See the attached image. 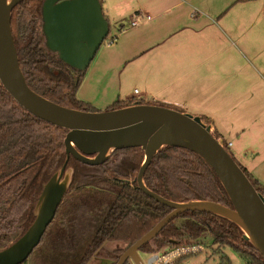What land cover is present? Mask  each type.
<instances>
[{
  "label": "trees",
  "instance_id": "trees-1",
  "mask_svg": "<svg viewBox=\"0 0 264 264\" xmlns=\"http://www.w3.org/2000/svg\"><path fill=\"white\" fill-rule=\"evenodd\" d=\"M43 1L20 0L11 10L12 35L25 80L32 90L51 101L93 112L76 97L85 70L70 67L45 44ZM135 104L158 105L141 99L116 100L108 110ZM66 133L67 129L29 113L0 83V203H8L0 211V231H10L22 217L17 238L22 235L35 218L44 184L65 162V172L69 171L68 188L52 221L39 244L20 264H28L30 259L32 264H87L101 254L104 243L116 241L129 246L171 211L137 185L136 176L144 159L140 147L111 150L107 160L90 165L72 155L66 160ZM222 144L231 155L226 144ZM238 165L264 196V184ZM143 182L148 189L172 201L209 200L232 207L214 171L186 148H160L146 167ZM207 234L218 246L226 245L237 252L244 264H264V257L249 240L243 239L244 232L237 224L198 210L176 216L143 244L139 253H156L190 240L198 242ZM123 251L120 246L115 247L103 257L116 261ZM124 264L132 263L127 260ZM221 264H230L225 255L221 256Z\"/></svg>",
  "mask_w": 264,
  "mask_h": 264
},
{
  "label": "water",
  "instance_id": "water-1",
  "mask_svg": "<svg viewBox=\"0 0 264 264\" xmlns=\"http://www.w3.org/2000/svg\"><path fill=\"white\" fill-rule=\"evenodd\" d=\"M20 0H0V83L29 113L67 129L66 160L97 165L111 150L140 147L144 159L136 181L138 187L171 211L124 249L109 264H145L139 248L152 240L171 220L188 210L222 216L237 224L264 257V196L259 193L238 163L213 136L201 117L174 108L135 104L104 111H83L51 101L32 90L19 65L11 30V10ZM46 46L70 67L85 70L109 33V22L99 0H44L41 8ZM163 146L182 147L199 155L214 171L232 207L209 200L176 202L148 189L143 182L146 167ZM65 165L44 184L36 203L33 222L26 231L0 249V264H20L39 244L68 188Z\"/></svg>",
  "mask_w": 264,
  "mask_h": 264
},
{
  "label": "crops",
  "instance_id": "crops-1",
  "mask_svg": "<svg viewBox=\"0 0 264 264\" xmlns=\"http://www.w3.org/2000/svg\"><path fill=\"white\" fill-rule=\"evenodd\" d=\"M101 5L117 35L97 54V71L121 69L133 86L126 101L141 99L204 118L213 136L232 142L235 160L264 184V0ZM137 13L150 19L131 27ZM120 25L127 29L119 33Z\"/></svg>",
  "mask_w": 264,
  "mask_h": 264
},
{
  "label": "rangeland",
  "instance_id": "rangeland-1",
  "mask_svg": "<svg viewBox=\"0 0 264 264\" xmlns=\"http://www.w3.org/2000/svg\"><path fill=\"white\" fill-rule=\"evenodd\" d=\"M115 27L116 26L113 25V23L109 25V34L107 38H105V40L101 43L88 67L85 69L84 76L87 75V79L83 84H80L81 86H79L76 93V97L83 101L86 104V107L92 111L108 110V107L116 100H125L127 96L131 95L133 92L132 84L125 79V76L121 75V69L113 70L103 75L102 71H97V65L94 67L98 56L97 54L103 49L110 48L111 45L107 46L109 38L111 36L117 35ZM227 141L228 139L225 137L224 142L226 143ZM227 148L231 155H233L232 151L234 147ZM233 157H235V155ZM242 158H239V160ZM244 158L249 159L250 157L246 156ZM7 205L8 203H0V211ZM23 220L24 219L22 217L18 218L12 224L13 227H11L10 231L8 232L3 230L0 231V249L17 239V236L19 235L23 226ZM190 244L200 245V249L196 252H191L179 257L175 264H221V256L223 255L228 258L230 264H244V260L237 252L226 245L218 246V244L213 242L210 234L201 236L198 242L195 240H190L189 243L187 242L186 244L184 243L181 245ZM119 246L122 249H125L128 247V244L116 241L104 243L103 247L100 249L101 254L94 257L87 264H101L99 260H102L105 264L107 259L103 256L108 253V250ZM140 256L145 262L147 261V254L140 253ZM179 259H181L180 262H178ZM31 260L32 259L29 260L28 264H32Z\"/></svg>",
  "mask_w": 264,
  "mask_h": 264
},
{
  "label": "built area",
  "instance_id": "built-area-1",
  "mask_svg": "<svg viewBox=\"0 0 264 264\" xmlns=\"http://www.w3.org/2000/svg\"><path fill=\"white\" fill-rule=\"evenodd\" d=\"M150 16L144 15L142 13H137L133 16L130 26L134 27L138 24H140L143 21L149 20ZM127 29L124 25H120L118 28L119 33L124 32ZM109 34V33H108ZM108 36V35H107ZM107 38V37H106ZM116 40V36H112L109 38L108 45L112 44ZM135 93L137 90L134 91ZM218 142L223 146L222 143L226 144L227 147H230L232 145V142H224L221 139H218ZM200 249V245L196 244H190V245H180V246H174L170 247L164 250H161L159 252L151 254L145 264H175L176 260L188 253L196 252Z\"/></svg>",
  "mask_w": 264,
  "mask_h": 264
},
{
  "label": "flooded vegetation",
  "instance_id": "flooded-vegetation-1",
  "mask_svg": "<svg viewBox=\"0 0 264 264\" xmlns=\"http://www.w3.org/2000/svg\"><path fill=\"white\" fill-rule=\"evenodd\" d=\"M93 258H94V257H93ZM98 258H100V257H98ZM105 258H106V257H105ZM106 259H107V261H106L105 264H109V263H108V260H111V259H109V258H106ZM99 261H100L101 264H104V262H103L102 260H99Z\"/></svg>",
  "mask_w": 264,
  "mask_h": 264
}]
</instances>
